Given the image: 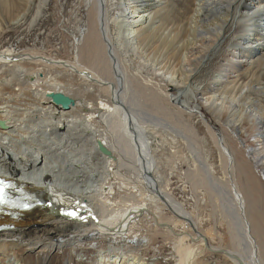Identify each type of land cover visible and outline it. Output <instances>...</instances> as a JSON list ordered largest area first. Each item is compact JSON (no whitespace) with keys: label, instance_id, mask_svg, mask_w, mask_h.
I'll use <instances>...</instances> for the list:
<instances>
[{"label":"bare ground","instance_id":"6f19581e","mask_svg":"<svg viewBox=\"0 0 264 264\" xmlns=\"http://www.w3.org/2000/svg\"><path fill=\"white\" fill-rule=\"evenodd\" d=\"M81 1H84L87 9L88 32L81 33L82 36L69 43L72 50H75L74 58H77L74 60L59 57L57 45L48 54H45L47 51L39 53L12 47L0 50V176L10 181V190L14 194L22 193L28 199L36 198L40 201L32 207L33 210L37 208L31 212L32 219H24L25 211H21L17 217H11L4 213L5 207H2L0 224H9L4 230L10 231L7 234L28 230L19 235L0 236V264H21L17 256V249L20 247H24L26 251L42 248L49 252L63 250L65 247L75 250L78 246L85 247L87 243L96 246L98 241L104 239L110 240L112 244L108 250L99 251V258L94 264H147L134 250L135 246L139 248L146 245L147 240L143 236L139 238L138 234L132 235L131 232L137 220L148 218L153 225L163 226L166 232L179 238L175 245L176 251L181 253L177 264H195L196 259L207 251L225 256L230 264H264L261 262L264 259V206H258V202L264 203V182L252 176L256 174L254 169L257 166L264 175V82H254L253 79L247 81L245 92L242 90L238 96L232 94L231 98L226 96L229 98L227 101H223L224 96L220 95L229 93L226 88L234 86L241 74L249 73L255 64L264 67V0H190L194 1V8H191L189 14L188 33L193 36L183 40L181 44V47L190 49L196 37L207 35L209 30L219 36L236 27L240 29L235 34L232 46L239 57H242L240 61L243 63L233 66L228 63L232 71L225 69L216 73V88H208L206 93L210 95L200 97L222 123L223 131L234 130L235 137L238 138L233 143L224 139L226 142L219 144L217 153L214 150L215 154L211 151L213 155L209 152L210 155L215 156V161L220 164L234 167L232 172L237 175H246V192L238 190L237 197H233L241 225L239 227L243 233L239 234V227L236 229L231 224L227 225L230 240L234 241L232 247L211 244L208 232L200 229L195 216L174 199L167 190V184L157 176L159 168L154 153L160 144L153 134H149L147 126L133 120L138 117L134 113L142 117L143 113L155 110L156 103L160 105L158 101L162 99V102L171 100L173 105H181L176 108L183 110L185 106L180 95L172 93L175 90L174 83L183 78L174 74L177 72L175 68L163 75L168 84H164L165 90H161L163 97L160 98L156 94L153 80H135L124 63L115 65L118 58L114 55L116 53H108L115 36L124 37L132 51L137 50L138 39H145L149 32L153 33L156 42L161 41L162 35V38H166L169 32L161 33L162 23L157 22L159 18L169 15V0ZM113 5L119 11L111 22L108 7ZM112 26L116 32H112ZM248 30L256 33L246 36ZM170 44V40L165 43ZM206 55H202L203 58ZM185 60L184 53L181 61ZM200 61L198 58L196 61L191 60V64L188 63L193 67L187 70L189 74ZM157 64L154 59L152 70L158 69ZM182 66L185 67V63ZM228 72L232 75H228ZM108 73L112 78L108 77ZM182 74H185V70ZM195 88L197 89L196 86ZM56 91L73 97L74 105L70 109H62L60 104L48 96V93ZM219 95L222 100L220 104L216 103ZM96 99H99L98 102H93ZM127 107L129 109L126 110ZM130 110L135 112L132 114ZM195 112L203 120L201 123L205 129L213 131L203 112L198 108ZM222 115L226 117L225 121H221ZM243 118L247 120L246 124L243 123ZM241 129L254 131L252 142H246L240 137L238 130ZM99 142L110 154L100 149ZM205 159L199 155L193 157L189 163L191 166L185 170L190 175L213 174L212 167L206 165L208 161ZM127 164L136 170L133 172L138 173L135 179L151 192L150 198L168 208L176 222L181 221V230H176L175 223L171 225L169 221H159L160 218L150 210L147 201L134 202L120 210L114 209L109 215L103 211L100 215L106 205V200L103 201L106 194L112 196L116 191V184L111 180L121 175L120 167ZM93 167H100L101 170L97 173ZM257 172L260 173L259 170ZM113 206L115 207L114 204ZM68 212H75L76 215L69 216ZM32 220L34 224L31 223ZM51 228L64 229V232L57 233L56 238H47ZM186 238L195 245L188 244L183 250L182 243ZM121 240H126L131 249L129 245L120 247L118 243Z\"/></svg>","mask_w":264,"mask_h":264},{"label":"rangeland","instance_id":"374dc122","mask_svg":"<svg viewBox=\"0 0 264 264\" xmlns=\"http://www.w3.org/2000/svg\"><path fill=\"white\" fill-rule=\"evenodd\" d=\"M83 2L81 0H0V50L6 47H12L18 50H35L39 53H45L47 51L45 54H48L53 52L55 48L54 45H57V47L59 46V49L56 52L57 54H59V57L68 58V60H74L75 58H77H74L75 50H72L70 46L71 44L69 45V43L75 41L76 37L82 36L81 33L86 34V32H88L86 31L88 29V22L86 17L87 9L85 3ZM193 2L194 1L190 0H169V15L167 17L163 16L159 18V22H157L162 23V26L160 28L161 33L169 32V34L167 33L168 36H166V38H162L164 35L161 36L160 42H156L153 37V33H150L148 31L149 33L147 34V37L145 39H138L137 50L135 49L134 51H132L130 47L125 43L124 37H122L121 35L118 37L115 36L113 37L115 40L112 41V47L109 46L108 48V53H116L114 55H116L118 58H116L115 60V65L117 66V64L121 65L122 63H124L128 67V70L132 73V76L135 80L139 78H147L148 80H153L155 82L156 94L160 98L163 97L161 90H165L164 84H168L164 80L163 75L168 74L170 71H174L172 69L175 68L177 69V72L174 74H177L179 78H183L182 81L174 83L175 90H173L172 93H174V95L176 96L180 95V99L185 106V108L183 109L184 111H179L176 108V106L181 107V105H173L174 102L171 100H164V102H162V99L158 101L161 106L156 103L157 108L155 110L151 109L145 114L141 112L143 113L142 117L141 115L139 116L138 113H134L136 109L133 110L134 112L130 110V113L133 112L135 115H138L139 118L136 117L135 119L133 118V120L137 121L138 123L140 122L141 124H143V126H147V131H150L149 134H153L152 136H155L156 141L160 144L159 147L156 148V152L154 153L156 157V164L159 168L157 176L159 177V179H161V181L167 184V190H169V192L173 195L174 199L184 205V207L192 214V216H195L200 229L202 231L208 232L207 236L209 237L208 239L209 241H211V244L232 247L234 245V241L230 240L227 225L231 224V227H236V229L241 226L239 223V218L237 216V211L234 207L235 201L233 202V197H237L238 190L246 192V175H237L236 173L232 172L234 170V167L227 165L224 166L225 164H220L219 162L215 161V156L213 157L210 155V153H212L211 151H213L214 154L215 152L217 153L218 146L219 144H223L221 142H224V139H226L230 143H233L238 138L235 137L236 131L234 130L223 131L221 127L222 123H220V121L215 118V114L212 112V109H210L209 106L206 105L204 103V100L200 97H206L210 95L209 93H206V90L208 88H216V77H214L216 73L225 69L230 72L232 71L228 63H231L232 66L233 64L243 63L242 61H240L242 57H239V53L232 46V43L235 41L236 35L240 32V29L239 27H236L235 29L229 30L225 35L220 34L219 36L215 35L216 32L209 30V33L207 35H201L200 37L197 36L194 40V45L190 49L181 47L183 40L190 39L191 36H193L189 35L188 33V24L190 22L189 18L191 16L189 14L191 12V8H194L192 7ZM116 5L118 4L116 3ZM108 10L110 11L109 18L112 22L114 16H116V14L118 15L117 12L119 10L115 5H113V7H108ZM113 27L114 26H112V32L116 30L113 29ZM247 35L252 36L254 35V33L248 30L246 32V36ZM212 36H214L215 38ZM104 38L106 39L105 36ZM213 38L214 40L212 41ZM169 40L171 44L165 45V43H167ZM184 53L186 54V60L181 61ZM202 55L206 56L203 58ZM158 58L159 60H163L161 62L167 64L164 65L158 60ZM198 58L201 59V61L199 63H196V68H194L195 70L192 69L190 71L191 74H189L187 70H190L192 67L191 65H189L191 64V60L196 61ZM154 59H156L158 62V64L156 65L158 69L155 71L152 70ZM182 63H185V67H187H183ZM183 70H185V74H182ZM196 70L197 72H195ZM230 72H228V75H232V73ZM152 73H156V75ZM186 73L189 75H187ZM108 75V77L112 78L111 74L108 73ZM116 77H113V79H115ZM252 79L254 80V82H257L259 80L261 82H264L263 66L261 67L255 64L249 71V73H242L236 84H233L234 86L226 88V91H228L229 93L220 94L221 96H224L222 100L227 101V99L232 97V94L238 96V94L242 90L245 92V84L248 83L247 81H252ZM195 86L197 87V89L195 88ZM225 86L227 87V85ZM74 87H76V84L74 85ZM185 90L189 92H186ZM181 91H184V93H181ZM220 95L218 96V99L216 101V103L218 102L219 104L220 101H222L220 99ZM226 96L229 98H226ZM98 100L99 99H96L93 102H98ZM227 104L228 103L226 102V105ZM167 108L168 110H164ZM196 108L203 112L205 118L209 120L213 131H207L208 129H205V126L201 123L203 120L200 119L201 117H198V113L195 112ZM127 109L129 108L127 107L126 110ZM185 109H187V111H185ZM173 110L176 113H173ZM121 112H124V110ZM172 113L174 116H171ZM225 119L226 117L222 115L221 121H225ZM242 120L244 124L247 123V120L245 118H243ZM190 126L193 128H191ZM238 131L240 137L243 140H245L246 142H252L254 138H252V135L254 134V131H252V129H246V131L245 129H241ZM228 138L231 140L229 141ZM198 155L202 159L206 158L205 160L208 161L206 165L212 167V170L214 172L213 174L202 175L195 173L194 175V173H191L190 175V172L186 171L191 166L189 165V163H191V159L193 157H197ZM180 157L183 159H181ZM182 160H185V163H183ZM130 167L131 165L129 164L122 165L120 167L121 171H119L121 175L119 176L120 179L122 178L121 181L119 179V176L111 180L112 182H115L114 185H117H115L116 191L112 196L111 194H106L105 199H103V201L106 200V205L105 208L101 210L100 215L101 213L103 214V211H105V214L109 215L112 210L115 211L114 209L120 210L131 203H142L147 201V203L149 202L148 206L149 208H151L150 210H153L152 212H154V214H156V216L160 218L159 221H169V224L172 223L173 225L175 223V225L177 224L176 230H181L183 227L181 221L176 222V220L173 219L174 217L168 208L160 206L162 203L153 200L152 197L150 198L149 195H151V192H149L139 182L138 179H135L138 173L133 172L136 170L132 167L131 169ZM257 167L254 169V172L256 174L252 176L264 182V175L261 174L262 170ZM93 169L97 173L101 170L100 167H93ZM258 170L260 173L257 172ZM160 171L163 173H161ZM128 177L130 178L129 180ZM161 181L159 180V182ZM205 184L206 186H204ZM132 186L135 189H133ZM207 186H209V188ZM224 198H226L227 200ZM110 200L112 205H110ZM112 201L115 202L112 203ZM258 203V206L263 208L264 203ZM113 204L115 205V207L113 206ZM106 208L109 210H107ZM34 210L32 208L25 211L24 219H32L33 215H31V212ZM161 218L163 221L161 220ZM149 219L150 218L140 221L137 220L132 227V235L138 234L139 238L140 236H143L147 240L146 245H142L143 247L140 246L139 248H137L135 246L134 250H136L139 254L136 251L135 252L140 255L143 260H146L147 264H177L180 261L179 256H181V253L178 250V252L176 251L175 245L177 244V241H179V238L174 235H170L169 232H166V228H164L163 226L153 225L152 222L149 221ZM31 223L34 224L35 222L33 221ZM5 229L6 228L0 229V233H3L0 236L15 234L19 235L22 233H26L28 230L26 229L18 233L7 234V232L10 231H4ZM188 229L191 230V228L189 227ZM163 230H165V232ZM238 231L239 234L243 233V230L240 229V227ZM49 232L50 233L47 238H56V234L63 233L64 229L62 230L60 228H51ZM185 240L182 243L183 250L186 249V246L188 244L191 246L195 245L189 239L186 238ZM87 244L88 245H86L85 247L78 246L75 248V250L71 249L70 247H65L63 250L56 249L49 252L46 250H42V248L38 250L26 251L24 247H20L19 249H17V256L21 264H94L95 260L99 258V251L108 250L110 244L112 243L110 240L104 239L102 241H98L96 243V246H92L89 243ZM118 245L120 247H127V245L130 246V244L126 240H121ZM129 248L131 249V246ZM261 262L264 263V259L261 260ZM195 264H230V262L223 255L213 254L207 251L202 253L199 258L196 259Z\"/></svg>","mask_w":264,"mask_h":264},{"label":"water","instance_id":"95a60500","mask_svg":"<svg viewBox=\"0 0 264 264\" xmlns=\"http://www.w3.org/2000/svg\"><path fill=\"white\" fill-rule=\"evenodd\" d=\"M48 96L55 103L60 104L62 109H65V110L70 109L75 103V100L73 97L66 95L65 93H62L60 91L50 92V93H48ZM99 147L104 153L110 154V151L104 145H102L100 142H99ZM18 194H22V193H18ZM17 200H18V204H20V206H13L11 208L6 207L7 210L9 211V213H7V214L10 215L11 217H17L21 211H26V209L22 206V203L28 202V203L35 205V203L40 202L36 198L35 199H28V198L21 199V198H19ZM2 207H3V205L0 204V209H2ZM7 227H9V224H0V229L7 228Z\"/></svg>","mask_w":264,"mask_h":264},{"label":"snow or ice","instance_id":"6c2138e0","mask_svg":"<svg viewBox=\"0 0 264 264\" xmlns=\"http://www.w3.org/2000/svg\"><path fill=\"white\" fill-rule=\"evenodd\" d=\"M7 202L8 201L6 200L5 195H4V188H3V186H0V203H7ZM67 215L75 216L76 213L75 212H68Z\"/></svg>","mask_w":264,"mask_h":264}]
</instances>
